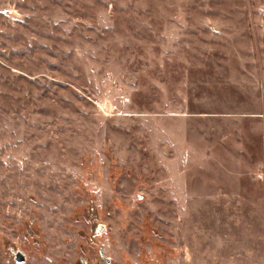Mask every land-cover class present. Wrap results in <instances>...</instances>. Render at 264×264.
Segmentation results:
<instances>
[{
  "label": "rangeland",
  "instance_id": "rangeland-1",
  "mask_svg": "<svg viewBox=\"0 0 264 264\" xmlns=\"http://www.w3.org/2000/svg\"><path fill=\"white\" fill-rule=\"evenodd\" d=\"M240 161L264 0H0V264H264Z\"/></svg>",
  "mask_w": 264,
  "mask_h": 264
},
{
  "label": "crops",
  "instance_id": "crops-1",
  "mask_svg": "<svg viewBox=\"0 0 264 264\" xmlns=\"http://www.w3.org/2000/svg\"><path fill=\"white\" fill-rule=\"evenodd\" d=\"M239 166L241 168H245V170L241 169L240 171H244L243 173L237 175L234 174L232 177L236 176V179H241V181L239 182V180H235L236 181V187L234 186H229V188H227V190H222L220 189V191L218 192V195L222 197H226V198H231L234 200L240 199V200H252L255 197L261 196L264 197V186L262 185H258L257 186H253L251 184L254 183H258V184H264V175L261 174L260 172H256V166L250 163V165H247L246 163H243V161H240ZM255 166V170L253 169ZM254 171V172H253ZM243 177H245L248 181H247V186H243L242 185V179ZM239 184V185H238ZM229 189V190H228ZM257 192V195L255 194ZM225 193H228V195H226ZM247 193V194H245ZM262 194V195H261ZM225 195V196H224Z\"/></svg>",
  "mask_w": 264,
  "mask_h": 264
},
{
  "label": "water",
  "instance_id": "water-1",
  "mask_svg": "<svg viewBox=\"0 0 264 264\" xmlns=\"http://www.w3.org/2000/svg\"><path fill=\"white\" fill-rule=\"evenodd\" d=\"M105 230H106V225L103 224V223H101V224L98 226L96 233H100V232H103V231H105ZM101 255L104 256V252H103V250H101ZM25 261H26V256H25V254H24L23 252H20V251L17 252V254H16V262H18L19 264H22V263H24ZM106 262H107V263H110L111 260L107 258V259H106Z\"/></svg>",
  "mask_w": 264,
  "mask_h": 264
},
{
  "label": "flooded vegetation",
  "instance_id": "flooded-vegetation-1",
  "mask_svg": "<svg viewBox=\"0 0 264 264\" xmlns=\"http://www.w3.org/2000/svg\"><path fill=\"white\" fill-rule=\"evenodd\" d=\"M100 254H101V252H100ZM102 256V255H101ZM103 257V256H102Z\"/></svg>",
  "mask_w": 264,
  "mask_h": 264
}]
</instances>
